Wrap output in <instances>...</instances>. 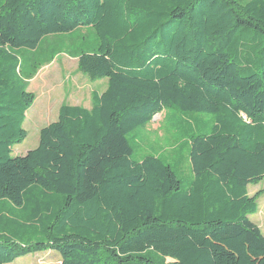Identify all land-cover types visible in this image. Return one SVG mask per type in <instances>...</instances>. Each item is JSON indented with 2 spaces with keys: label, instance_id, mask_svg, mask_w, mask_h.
Instances as JSON below:
<instances>
[{
  "label": "trees",
  "instance_id": "16d2710c",
  "mask_svg": "<svg viewBox=\"0 0 264 264\" xmlns=\"http://www.w3.org/2000/svg\"><path fill=\"white\" fill-rule=\"evenodd\" d=\"M61 53L107 87L13 157ZM160 114L179 141L133 161L127 136ZM263 178L264 0H0V264H264Z\"/></svg>",
  "mask_w": 264,
  "mask_h": 264
},
{
  "label": "rangeland",
  "instance_id": "374dc122",
  "mask_svg": "<svg viewBox=\"0 0 264 264\" xmlns=\"http://www.w3.org/2000/svg\"><path fill=\"white\" fill-rule=\"evenodd\" d=\"M65 39H49L65 47ZM49 50V47L46 48ZM28 53L32 51L25 50ZM107 87V79L91 81L77 70L76 59L61 53L53 61L40 68L36 76L29 81L27 91L35 100L26 112L23 129L26 138L13 147L11 156H23L37 147L39 130L56 121L59 107L64 105L91 107V92L102 93ZM169 108H167L168 110ZM175 113L176 110L173 109ZM163 114L157 115L144 127L132 131L127 139L132 147V160L140 161L146 155L168 157L171 148L181 135L174 126L163 123ZM264 190V178L257 185L248 186V194L254 195ZM258 211L249 220L259 227L264 236V193L257 199ZM58 253L48 251L20 257L10 264H54L59 261Z\"/></svg>",
  "mask_w": 264,
  "mask_h": 264
},
{
  "label": "water",
  "instance_id": "95a60500",
  "mask_svg": "<svg viewBox=\"0 0 264 264\" xmlns=\"http://www.w3.org/2000/svg\"><path fill=\"white\" fill-rule=\"evenodd\" d=\"M156 118V116L154 117V119Z\"/></svg>",
  "mask_w": 264,
  "mask_h": 264
},
{
  "label": "crops",
  "instance_id": "0c3cea01",
  "mask_svg": "<svg viewBox=\"0 0 264 264\" xmlns=\"http://www.w3.org/2000/svg\"><path fill=\"white\" fill-rule=\"evenodd\" d=\"M92 93V92H91ZM91 93H90V95H91Z\"/></svg>",
  "mask_w": 264,
  "mask_h": 264
}]
</instances>
